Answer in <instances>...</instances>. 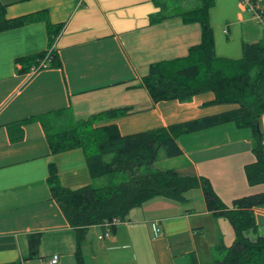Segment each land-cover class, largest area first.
<instances>
[{"label": "crops", "instance_id": "0c3cea01", "mask_svg": "<svg viewBox=\"0 0 264 264\" xmlns=\"http://www.w3.org/2000/svg\"><path fill=\"white\" fill-rule=\"evenodd\" d=\"M0 1L8 18L44 11L50 24L36 20L0 32V264L25 257L27 235L35 232L41 234L40 257L25 264H49L53 255L55 264H76L74 229L51 196L48 165L55 163L60 183L72 189L101 179L111 183L116 173L92 177L80 148L52 154L39 119L28 118L71 109L80 119L119 109L116 117L97 125L114 123L128 135L237 105L212 103V92L185 102L152 100L140 84L149 65L186 56L200 42L201 27L178 16L151 23L166 11L151 0ZM253 1L264 10V0H214L209 22L217 56L238 59L242 43L264 37L263 21L246 5ZM170 8L167 13L177 11ZM51 47L60 66L34 74L20 71L17 58ZM261 122L264 129V114ZM177 143L182 153L158 159L156 168L207 177L228 208L235 198L264 191V183L250 185L244 174V165L254 159L249 128L226 122L182 134ZM253 212L257 231L248 232L252 238L264 234V204ZM208 227L222 230V238H207ZM103 230L102 225L88 227L81 246L86 264H190L192 254L202 264L218 242L234 240L232 226L207 210L200 189L189 190L183 203L149 199L100 239Z\"/></svg>", "mask_w": 264, "mask_h": 264}, {"label": "trees", "instance_id": "16d2710c", "mask_svg": "<svg viewBox=\"0 0 264 264\" xmlns=\"http://www.w3.org/2000/svg\"><path fill=\"white\" fill-rule=\"evenodd\" d=\"M151 1L157 8L165 10L172 0ZM213 3L214 0H199L195 7L164 13L150 20L154 23L178 16L184 23H198L201 39L189 47L186 56L151 63L140 84L154 102L174 99L185 102L196 94L212 92V103L236 104L237 107L128 135H122L114 123L97 125L103 118L116 117L119 109L80 119L74 118L71 109L54 112L53 117L48 114L28 118L39 119L52 154L82 149L92 177L118 172L127 174V179L118 183L88 184L72 189L60 183L55 163H49L47 182L51 196L74 229L76 264H86L81 246L88 227L111 222L114 218L125 220L132 208L155 197L183 203L186 193L192 189H200L207 210L214 216L224 217L233 229L234 240L230 245L216 244L214 249L219 257L213 258L212 264H264V234L248 236L249 231H257L253 208L264 204V191L235 198L228 208L216 195L207 177L154 166L162 157L182 153L177 143L180 135L234 122L251 131L254 159L244 165L246 181L250 185L264 183V129L261 122L264 114V37L256 42L242 43V54L238 59L217 56L209 22ZM257 11L264 23V10ZM36 20L50 25L44 11L8 18L6 5L0 1V32ZM46 52L17 58L16 62L22 63L20 71L29 69L34 61L44 58ZM51 56L52 63L48 65L60 66L56 56ZM40 238L39 232L29 233L27 255L13 264L38 259ZM190 261V264H197L194 254Z\"/></svg>", "mask_w": 264, "mask_h": 264}, {"label": "rangeland", "instance_id": "374dc122", "mask_svg": "<svg viewBox=\"0 0 264 264\" xmlns=\"http://www.w3.org/2000/svg\"><path fill=\"white\" fill-rule=\"evenodd\" d=\"M198 4H199V0H172L168 8L165 9L166 10L165 13H167L169 7H171L170 9H175V10H186V9L195 7ZM168 13H171V12H168ZM122 174L125 177L120 178ZM125 179H127V174L118 172L116 173V176L114 177L111 183H118ZM102 183H106V181H104V179H101V181L94 182V184H102ZM221 231L222 230H219L217 227H208L207 232H206L207 238L214 239V237H217V236L222 238V236L220 235ZM219 240L221 239H218V241ZM225 245H229V244L225 243ZM216 257H219V254L217 251H215V249H213L212 254H209V253L205 254L204 258L202 259V264H212V259Z\"/></svg>", "mask_w": 264, "mask_h": 264}, {"label": "built area", "instance_id": "2783aa9c", "mask_svg": "<svg viewBox=\"0 0 264 264\" xmlns=\"http://www.w3.org/2000/svg\"><path fill=\"white\" fill-rule=\"evenodd\" d=\"M255 4L256 3H246L248 9H250V11L253 12L254 16L262 21V17L260 12L256 11L255 9ZM53 50V47H51L45 54L44 58L40 59L38 61V63L36 65H33L30 67L28 73L29 74H34L37 71H39L42 68H45L48 66V63L51 61V52ZM122 220L119 218H114L112 219L111 222H105L104 224H102V226L104 227V231L98 236L100 239L103 238H107L108 236H110L111 233V229L114 225L119 224ZM58 261V256L57 255H53L50 260H49V264H55Z\"/></svg>", "mask_w": 264, "mask_h": 264}]
</instances>
